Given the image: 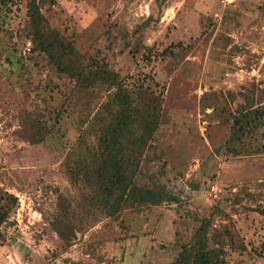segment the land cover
<instances>
[{
    "label": "rangeland",
    "instance_id": "1",
    "mask_svg": "<svg viewBox=\"0 0 264 264\" xmlns=\"http://www.w3.org/2000/svg\"><path fill=\"white\" fill-rule=\"evenodd\" d=\"M27 1L13 0L1 20L0 188L18 203L0 228V264H170L204 219L212 247L223 234L229 264H264V117L234 136L235 118L261 102L264 0L41 1L80 61L163 97L137 178L163 201L135 202L115 218L91 211L76 243L58 230L61 211H78L83 194L67 160L83 150L90 157L89 126L113 88L94 86L84 98L47 55L28 53ZM64 105L56 121L49 110Z\"/></svg>",
    "mask_w": 264,
    "mask_h": 264
},
{
    "label": "trees",
    "instance_id": "2",
    "mask_svg": "<svg viewBox=\"0 0 264 264\" xmlns=\"http://www.w3.org/2000/svg\"><path fill=\"white\" fill-rule=\"evenodd\" d=\"M41 1H27L29 21L23 32L30 42L28 53L47 55L50 64L58 72L66 73L77 81L79 92L84 98H91L94 86L109 82L113 88L105 103L101 105L104 111L99 109L89 126V131L96 141L93 147L85 146L92 149V152H89L90 157L86 156L83 150L82 153L78 151L77 156L76 152L70 154L67 160V170L72 182L74 186L82 189L83 194L81 193L82 198L75 202V207L74 203L71 205L78 211L70 212L68 208L61 211L58 230L68 243H76L82 235L79 224L83 220L88 222L91 211L95 212L92 215L115 218L135 202L163 201L160 193L140 188L137 183L142 170L141 157L162 120L163 97L141 82L133 83V88H129L117 74H109L110 70L105 64L80 61L75 43L65 39L52 28L43 15ZM12 2L13 0H0V30H4L1 20L8 16V6ZM3 7L7 8L6 12ZM6 59L9 61L10 57ZM258 91L261 102L244 110L235 118L234 136L239 139L241 135L251 131L253 133L258 126L263 125L264 88ZM70 99L68 103L72 106ZM252 103L253 101H250L249 104ZM65 110V105L61 109L51 107L49 113L55 114L56 121H59ZM85 136L84 134L79 137V146L87 142ZM233 152L238 154V151ZM17 203L15 195L0 188V228L7 222ZM262 212L264 214V211ZM209 226L210 221L204 219L194 245H183L182 251L170 264H229L222 240L223 234H219V246L212 247L208 236Z\"/></svg>",
    "mask_w": 264,
    "mask_h": 264
},
{
    "label": "built area",
    "instance_id": "3",
    "mask_svg": "<svg viewBox=\"0 0 264 264\" xmlns=\"http://www.w3.org/2000/svg\"><path fill=\"white\" fill-rule=\"evenodd\" d=\"M213 194L215 195V197H218L219 196V195H217V189H214V193Z\"/></svg>",
    "mask_w": 264,
    "mask_h": 264
}]
</instances>
